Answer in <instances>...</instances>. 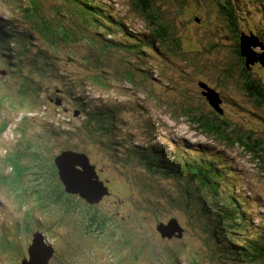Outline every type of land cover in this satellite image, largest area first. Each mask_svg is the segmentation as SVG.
<instances>
[{"label": "rangeland", "instance_id": "obj_1", "mask_svg": "<svg viewBox=\"0 0 264 264\" xmlns=\"http://www.w3.org/2000/svg\"><path fill=\"white\" fill-rule=\"evenodd\" d=\"M106 1H109L121 12L119 13L120 21L127 22L125 27L128 32L139 34L138 32L146 29L140 20L141 18L136 19L131 11L127 10L130 0ZM156 1L160 7V10L158 8L159 13H168L169 8L172 7L165 4L164 0ZM240 4L241 7L238 11L240 18L237 20V26L239 28L244 26L242 21L245 17L250 27H254L264 41V4L253 0H240ZM21 5L28 7V12L38 11L37 13L41 18L51 25L62 22V26H74L75 31L73 33L77 37L76 41L70 44H57L52 47L45 42L46 39H43L39 32L36 31L35 33L29 22L22 17L20 12L16 11L18 9L16 6ZM203 5V3L196 5L199 6V10L187 9L183 11V15L203 17L202 27L196 30L198 33L193 30L196 27L193 24L195 21H191V17L188 15L173 16L179 24L173 33L175 40H177L175 42H180L176 56L161 57L163 49L157 44L154 47L157 48L158 52L150 50L151 56L146 57L137 53L135 55L130 54V52L139 51L128 45L129 40L123 41L127 53L111 51L107 44L99 43L98 47L104 52V55L98 59L99 66H93L90 44L86 39L87 34L91 36V33L83 28L77 13L67 10L66 0H0V18L12 21L14 28H19L30 35L31 38L26 41L27 45L32 50H34V45L44 47L53 62V68L47 73L45 72L44 77H41L42 74L38 71H30L31 73H29V58L24 59L17 68L11 63V59L5 60V64L10 63L9 66H5L0 58V95L5 94L8 100L7 104L3 103L5 100L0 102V125L6 122L8 124V129L0 136L2 141L0 142V155H3V149L12 151L18 146L17 135L21 134V130L24 131L27 139L33 141L35 139L34 142L38 149H49L52 156L66 148L86 154L93 163L99 180L102 183L107 180L103 186L108 187L109 195L98 203V209L104 211L102 213L104 215H111L114 212L116 220L123 217V219L117 220L115 225L131 235L136 244H138L137 240L145 241L149 244L150 253H157L164 259L163 262L155 263L149 259L145 262L143 258L135 254V258L132 260L131 250L136 245L132 242L133 247H124L118 230H116L114 238H105L97 242V247L102 250L100 254L89 255L88 240H76L77 251L70 254V245L74 239L69 238V240L67 238L70 226H74L72 223L65 221L66 223L63 224L65 227H56L53 225L56 215L52 211L42 212L38 208L35 197H30L29 192H27L28 201L22 202L19 199L16 200L15 195L20 194L19 190L14 191V197L13 193L0 190V249L3 252L0 256V264H20L25 258L29 264H40L43 258L42 245H38L35 251L27 256V248L31 244L33 233L36 231H43L49 244H52L54 253L56 251L55 257L51 259L49 264H174L172 255L165 251V247L168 250L177 247L178 251L180 250L178 248H182L186 257L192 252L200 264H211L206 263L202 257L214 249L213 240L206 239L207 234L202 232L196 220L183 215L180 211H168L165 208V199L156 192L159 190L168 194H179L184 187V182L176 177L167 178L168 175H164V172L153 175L145 165L139 164L134 157L130 162H127L126 153L128 150L125 151L121 146L126 142L131 145L132 140L133 145L139 143L140 146L149 142L151 145L162 146L163 144L168 145V140L173 143L176 141L177 145L184 144L186 149L199 150L197 145L205 148L204 152L220 155L225 165L233 171L234 178L231 181L240 190V198L247 201L248 210L252 212V220H250L253 222L263 220L264 214L261 208H264V158L260 157L259 152L252 146L258 136H264V105H257L251 97H247L243 93L239 81L234 79L230 84L226 81L222 84L223 79L217 81L215 76L220 77V75L212 70L211 65L225 67V62L228 63L231 59L233 70L238 71V67L234 66L233 56L235 53L224 22L217 17L216 10L210 7L211 4L206 5L208 7ZM62 15H65L66 18H63ZM208 17L209 20L206 21ZM2 19L0 20L2 21ZM241 24L243 25L241 26ZM56 27L60 28V26ZM183 28L186 29L185 32H183ZM41 34L43 33L41 32ZM115 36L123 39L120 33ZM135 36L140 37V35ZM26 42L22 40L21 43L25 44ZM250 49H255V52L253 51L255 55L264 53V48L259 41L255 48L250 47ZM95 59L96 56H94V61ZM25 60L27 64L24 63ZM245 65L248 67L255 65L250 70L251 77L254 75L264 81L263 69L259 63L247 64L246 61ZM127 67L132 70L138 69L137 73L146 70L153 76L152 79L157 73H164L166 78L157 77L156 82L149 81L144 92H141L138 90L140 88H131L116 76V72H123L125 71L124 68ZM10 69H15L17 73L9 76ZM2 71H5L4 76L1 75ZM91 73L100 74L107 85L100 82L101 87L106 89L94 90L93 88V91L87 96V100L89 102L96 101L95 105L99 103L100 108H112L116 112L114 121L111 122L114 129L109 140L97 136L91 137L83 131L80 132L78 126H81L83 122L81 118L83 103L79 106L72 102L79 97L77 93L72 94L71 97L62 95L63 91L68 92L70 87H73V90L75 87L77 90L85 76ZM60 74L63 76L60 77ZM25 78L28 81L27 86L24 81ZM199 78H206L207 80L202 82L214 88L221 96L222 101L224 97L226 105L224 106V102L221 105L224 113L226 109V119H224L231 127L241 130L239 137L246 140L247 146L243 145L242 142H233L231 144L226 143L224 148V142H221V145V143L212 141L213 139L206 137L200 128L191 124L192 114L215 117L205 98L200 95L201 89L197 86ZM27 87L33 89L29 94L26 91ZM148 88L152 91L150 96L155 99L159 97V101L153 100L147 103L143 99ZM54 93L61 96L57 101L58 106L55 105V100L58 97ZM75 95L77 96L75 97ZM15 98L19 99V106L15 105ZM232 100L241 102L244 106L243 109L237 110L234 105L230 104ZM82 101L81 99L77 102L81 103ZM163 101L167 102L168 105H165ZM76 111L78 114L75 117ZM52 119L62 126V128L57 126V131L74 129L76 132L71 137L63 136L61 139L51 137L45 141L44 133H50V130L56 128V123ZM150 123L155 124L156 127L149 126ZM37 131L38 133H36ZM254 131L259 134L256 138L253 135L245 136L247 132L254 133ZM104 140L109 152H104L99 147ZM164 148H167V152H171L169 145ZM221 148L227 151L223 152ZM111 152H115L116 156L119 157L112 158ZM183 156L187 160L190 159L188 155ZM180 159L181 155H178V164H182ZM0 160L3 158L0 157ZM22 163L25 166L30 165L27 160H23ZM214 170L223 175L222 171L215 168ZM211 175L214 177L212 179L214 183L219 181L216 174ZM30 183L31 177L27 179L26 187ZM150 186L154 188V193ZM155 196L159 199L158 204L165 208L163 211L162 208L158 209L160 213L158 218L150 214L144 202L145 200L153 201ZM253 201H256V204H253ZM171 219L173 222L179 223L183 229L180 240L175 238L162 239L156 232L158 223L167 224ZM127 220L132 222L138 220L137 224L140 231L136 233V236L131 234L129 227L123 228L127 225ZM47 225L50 226L55 237L46 231ZM76 228L78 229V227ZM33 258L34 261H32ZM184 261L186 260L180 256L178 263L183 264Z\"/></svg>", "mask_w": 264, "mask_h": 264}, {"label": "trees", "instance_id": "obj_2", "mask_svg": "<svg viewBox=\"0 0 264 264\" xmlns=\"http://www.w3.org/2000/svg\"><path fill=\"white\" fill-rule=\"evenodd\" d=\"M253 1L264 4V0ZM164 2L172 6L171 8L168 7L170 10L165 14L158 12L160 7L156 0H130L127 10H130L136 19L140 17L146 29L143 30L142 34L133 33L132 35L126 30H123L125 38L129 41H136L138 43L144 41L146 45L150 47L155 44L160 45L165 56H176V51L180 46L179 43L175 42L177 40H175L173 33L175 32L174 30H177L179 24L178 20L175 21L173 16H187L188 14L183 15L184 10L191 9L195 11V9L199 10V6L196 5H201L203 3L204 7H208L206 5L211 4L214 8L212 6L210 7L216 10L215 14L224 22V27L228 30L229 39L232 42V49L235 53L233 56L235 60L234 66L236 65V67H238V71L233 70V62L231 59H229L228 63L225 62V67L211 65L212 70L220 75V77L215 76L217 77V81L223 79L222 84H224L225 81L230 84L234 79L239 81L242 86V91L247 97H251L257 105H264V81L254 75L251 77L250 70L255 65L248 67L245 65L246 58L241 56L242 39L255 38L260 42L263 48L264 41L254 27H250L245 17L242 16V23L244 26L242 28L237 26V20L240 18V16H238V11L241 7L240 0H164ZM66 4L67 10L77 13L78 16H80L79 19L80 23L82 22L83 24V28L91 33V36L87 34L86 39L90 44L93 66H99L98 59L104 55V52L98 47L99 43L107 44L111 51L127 53L125 50L126 46L122 43V38L115 36L117 33L114 31V28L116 27L117 29L122 26L119 15L112 4L108 3L106 0H102V4L101 0H66ZM103 5L106 6V9ZM16 7L18 8L16 11L20 12L22 17L29 22L31 29L35 33L36 31L39 32V34L42 35L41 37L46 39L45 42L52 45V47H55L57 44H70L76 41L77 37L73 33L75 31L74 26H62V22L53 23L51 25V23L45 22L41 18L39 13H37L38 11L28 12V7L23 5ZM62 17L66 18L65 15H62ZM208 20L209 17L206 21ZM243 24H241V26ZM56 26H60V28ZM185 31L186 29L183 28V32ZM41 32L43 34H41ZM135 35H140V37ZM30 38L31 36L27 35L23 30L14 28L12 21L0 20V58L4 64L6 63L5 60L11 59V63L15 68H17L24 59L29 58V73H31L30 71H38L42 74L40 76L44 77V73H47L53 68V62L48 56V51L44 47H37L34 45V50H32L27 45L26 41ZM22 40L26 43L22 44ZM148 40L151 41V44ZM130 46L135 48V46ZM251 51L253 54L255 49ZM136 53L140 55L142 52L139 50V52H134L133 55ZM94 56H96L95 61ZM24 63L27 64V61L25 60ZM9 64L10 63L7 62L5 66H9ZM124 69L125 71L123 72H116V76L121 79L120 81L129 85L131 88H140L138 90L141 92H144L149 81H157V78L152 79L153 76L146 70L140 69L142 73H137L138 69L132 70L128 67ZM3 72L5 73V71ZM262 72L264 73V69ZM15 73H17L15 69L9 70V76ZM100 82L106 84L100 74H88L77 90L74 87V91L73 87H70L68 92L63 91L62 95L71 97L72 94L77 93L79 97L76 98L75 101L71 99L72 102L77 103L79 106H81L82 103L83 107L85 105L88 106L89 100L87 101V96L93 91V88L94 90L106 89L101 87L102 84ZM149 88L144 93L143 99L146 100L147 103L153 100L159 101L158 98L155 99L150 96L152 91ZM26 91L29 94L33 89L28 88ZM59 91L61 93V90ZM206 91L207 90H204L203 93L205 94ZM201 92L202 90H200L201 97L205 98ZM214 95V101L208 97H206V99L208 101V106L214 111L215 117L192 114L193 116L191 117L193 118L190 119L191 124L194 127L200 128L206 137L213 139L212 141L217 143L224 142V148L226 147V143L231 144L233 142H242L243 145H246V140H242L241 137H239V135L241 136V130H237L236 127H231L225 120V115L222 116L215 111L219 109L218 102H224V105H226V101L224 99L222 101V98H217L216 94ZM55 96L57 95L55 94ZM76 96L77 95H75V97ZM57 97L55 102L58 101L61 96ZM81 99L83 101L78 103L77 101ZM2 100H5L3 103L7 104L6 102L8 100L5 94L0 95V102H2ZM14 102L15 105H20L18 98H15ZM211 102L216 103L217 107L215 108L210 104ZM56 103L58 104V102ZM163 103L168 105L165 101H163ZM230 104L234 105L237 110L243 109L244 107L243 104L237 100H232ZM98 106L99 105H96V107H94L89 105V108H86L85 112L82 110L83 122L81 126H78V130L87 133L91 137L97 136L102 139L108 138L107 140H109L114 129V125L111 124V122L114 121L115 111L112 108H100ZM181 114L185 115L184 113ZM52 121L56 123V128L55 130H50V133H44L43 138L45 141L51 137H57L58 139H61L63 136L71 137L72 134L76 132L73 131V129H62L61 131H57V126L59 128H62V126H60L56 120L52 119ZM4 124L0 128V136L7 128ZM149 126L154 127L153 124H149ZM246 135H253L256 138L259 134L254 131V133L247 132L245 136ZM255 140V144L252 147L259 152L257 153L260 157L264 158V136L260 135ZM30 141L31 140H26L28 145H25L26 148L21 151H18V149L4 151L3 160H0V190H5L10 192V194L13 193V197L14 191L17 192L19 190L18 192L20 194L15 196L16 200L19 199L22 202L28 201L27 192H29L30 197H35L38 208L42 212L46 213L47 211H52L53 214L56 215L53 220V225L56 227H65L63 224L66 222L72 223L74 226H70L67 238L74 239V241H70V254L77 251L75 247L76 240L89 241V255L95 253L100 254L102 250L97 247V242L105 238H114L115 232L118 230L121 243L124 247L132 246V242L136 245V247L132 246V260H134L136 254L138 257L143 258L145 262L147 259H149V261L153 260L152 262L155 263L164 261L159 254H152L149 252V244L145 243V241L136 239L138 243L136 244L135 239H133L131 235L115 225L117 220H121L123 217L116 220L114 212L111 215H104L102 214L104 211L98 209V203L89 204L76 194L66 193L58 176L57 167L55 166L56 156H52L49 149H38L37 145H33ZM0 142L2 141L0 140ZM23 146L24 143L20 141L18 148ZM165 146V144L163 146L157 144L151 145V142L142 144L141 146L139 143L133 145L132 140L131 145L129 142H126L122 144L121 148L125 151L128 150V153H126L127 162H130L133 158L132 155H135L134 158H136V161L139 164L145 165L147 170L153 173V175H159L161 172H164V175H168L167 178L176 177L178 180L180 179L184 182V187L179 194H168L159 190H156V192L160 194L161 198L165 199V208L168 211H180L183 215L190 217L192 220H196L202 232L207 234L206 239L209 241L213 240L214 249L202 257L205 259L206 263L264 264V218L263 220H259L256 224H252L250 220L252 212L243 208L244 203L238 199L234 187L225 179V175L226 177H230V174L225 173L223 176L218 175L219 181L214 183L212 180L214 177L211 174L218 172L214 170L213 164L215 168L223 172L222 169L216 166L221 160L215 158L216 156H213L212 153L207 154L203 152L204 148L197 147L199 150L190 149L194 152L190 150L184 151L190 157L189 160H187L185 156H182L180 159L182 164H178V160L174 164L170 154L167 151L161 150ZM99 147L104 152H109L105 145V140ZM177 148L176 145V151H178ZM63 150L74 151L73 149L66 148L58 153ZM116 153H110L112 158L119 157L116 156ZM82 155L87 156L83 153ZM87 158L90 165L93 166L90 158L88 156ZM23 160L29 161L30 165H23ZM30 177L31 183L26 187V181ZM104 182L107 183V180H104ZM104 188L108 190V187L104 186ZM150 189L153 190L152 192L154 193V188L152 186H150ZM108 195L109 194H107V196ZM158 200L159 199L155 196L153 201H144L147 205L146 208L155 218H158L160 215L158 212L159 208H162V211L165 209L158 204ZM126 218L128 219L127 216ZM39 222L38 220V224L40 225ZM137 223L138 220L137 222L135 220H133V222L127 220V225L123 228L129 227L131 234L136 236V233L140 231ZM76 227L82 229L78 230ZM46 231L55 237L51 232L50 226L47 225ZM34 235H41L43 239H46L43 231H36L32 236ZM51 247L53 248L52 244ZM176 248L172 247L168 250L165 247V251L172 255L171 258L175 261L174 264H181L178 263L180 256L183 257V260H186L183 264H200L199 260H196L192 255V252L191 255L186 257L182 248H178L180 249L179 251ZM2 254V249H0V256ZM51 259L49 261H51ZM49 263L50 262H48V264Z\"/></svg>", "mask_w": 264, "mask_h": 264}, {"label": "water", "instance_id": "obj_3", "mask_svg": "<svg viewBox=\"0 0 264 264\" xmlns=\"http://www.w3.org/2000/svg\"><path fill=\"white\" fill-rule=\"evenodd\" d=\"M258 42L255 38H244L241 41V56L246 58L247 64L259 63L264 67V53L261 55L252 54L250 47L255 48ZM200 87L206 88L200 84ZM215 93L207 90L204 94L214 101ZM216 108V103L211 102ZM221 114V113H219ZM55 166L57 167L58 176L62 182L66 193L76 194L84 199L89 204L98 203L104 196L108 194L107 189L103 187V183L99 182L98 176L95 173V168L90 165L88 158L82 154H76L70 151L62 152L55 158ZM158 232L162 238H172L175 232H179L175 222L170 221L167 226L159 225ZM179 238L180 235H177ZM42 236L34 235L32 245L28 248V255L35 251L38 245H42ZM43 248V258L40 264H47L51 258L53 251L50 246ZM34 261V258L32 259ZM31 261V262H32ZM23 264H26L23 262Z\"/></svg>", "mask_w": 264, "mask_h": 264}, {"label": "clouds", "instance_id": "obj_4", "mask_svg": "<svg viewBox=\"0 0 264 264\" xmlns=\"http://www.w3.org/2000/svg\"><path fill=\"white\" fill-rule=\"evenodd\" d=\"M191 19H192V18H191ZM197 19H198V20H197V21L195 20V23H194V24H196V25H195L196 28L193 29L194 31H196V30H198L200 27H202V25H203V23H204L203 17L199 16V18H197ZM196 33H198V32L196 31ZM106 196H107V195H106ZM104 197H105V196H104ZM104 197H103V198H104ZM103 198H102V199H103ZM170 221H173V219H171ZM170 221H168V223H169ZM168 223H167V224H164L163 222L158 223L157 226H156V230H157V227H158L159 225L167 226ZM176 225H177L178 229L180 230V233H179V232H175V235H174L172 238H175V239H177V240H180L181 237H182V235H183V229L181 228V226L179 225V223H176ZM156 232H157V234L159 233L158 230H157ZM158 235H160V233H159ZM177 235H180V237L178 238ZM159 237L162 238L161 235H160ZM161 238H160V239H161ZM162 239H168V238H162ZM170 239H171V238H170ZM170 239H168V240H170ZM46 247H47V244H46V245L44 244V246H43L44 250H47ZM47 264H48V262H47Z\"/></svg>", "mask_w": 264, "mask_h": 264}, {"label": "bare ground", "instance_id": "obj_5", "mask_svg": "<svg viewBox=\"0 0 264 264\" xmlns=\"http://www.w3.org/2000/svg\"><path fill=\"white\" fill-rule=\"evenodd\" d=\"M179 18V17H178ZM208 147V146H207ZM175 222V221H174Z\"/></svg>", "mask_w": 264, "mask_h": 264}]
</instances>
